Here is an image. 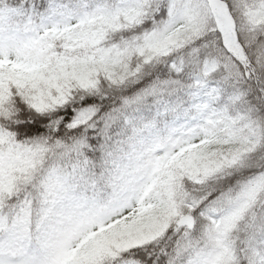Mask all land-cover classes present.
Listing matches in <instances>:
<instances>
[{"label":"snow or ice","instance_id":"6c2138e0","mask_svg":"<svg viewBox=\"0 0 264 264\" xmlns=\"http://www.w3.org/2000/svg\"><path fill=\"white\" fill-rule=\"evenodd\" d=\"M0 264H264V0H0Z\"/></svg>","mask_w":264,"mask_h":264}]
</instances>
